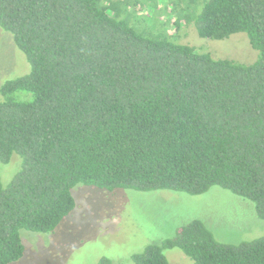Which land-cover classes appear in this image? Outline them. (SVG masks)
Wrapping results in <instances>:
<instances>
[{"label":"trees","instance_id":"16d2710c","mask_svg":"<svg viewBox=\"0 0 264 264\" xmlns=\"http://www.w3.org/2000/svg\"><path fill=\"white\" fill-rule=\"evenodd\" d=\"M138 3L0 0V27L30 63L0 85V162L22 159L6 185L0 179V264L22 257V229L56 228L77 183L191 195L218 186L264 220V0L161 6L173 26L202 38L246 34L257 52L250 63L178 41L162 19L142 28L129 11ZM174 247L194 264H264V234L223 243L197 218L132 259L168 264L163 251Z\"/></svg>","mask_w":264,"mask_h":264},{"label":"rangeland","instance_id":"374dc122","mask_svg":"<svg viewBox=\"0 0 264 264\" xmlns=\"http://www.w3.org/2000/svg\"><path fill=\"white\" fill-rule=\"evenodd\" d=\"M146 2L156 9L148 8ZM162 5L163 0H139L129 11L134 9L133 21L140 17L145 20L141 24L146 23L142 28L148 30L158 28L159 19L169 22L167 31L176 40L209 52L214 58L243 63L256 59L257 52L246 34L239 32L221 40L202 38L192 25L173 26L175 17L166 16L169 9L164 11ZM29 71L26 55L16 46L12 34L0 27V85ZM16 95L23 100L30 97L24 91ZM21 161L18 154H13L8 163L0 162L4 185L19 170ZM72 194L75 206L54 230L20 231L24 252L10 264H136L133 254L149 244L174 238L184 224L195 218L223 243L238 244L264 234V220L257 215L254 204L218 186L191 195L166 189L140 191L122 187L109 191L77 183ZM163 253L168 264H194L177 247L164 249Z\"/></svg>","mask_w":264,"mask_h":264}]
</instances>
